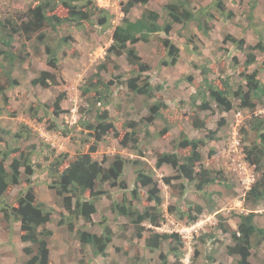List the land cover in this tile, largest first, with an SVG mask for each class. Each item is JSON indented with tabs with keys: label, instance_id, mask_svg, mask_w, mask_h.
Segmentation results:
<instances>
[{
	"label": "rangeland",
	"instance_id": "374dc122",
	"mask_svg": "<svg viewBox=\"0 0 264 264\" xmlns=\"http://www.w3.org/2000/svg\"><path fill=\"white\" fill-rule=\"evenodd\" d=\"M38 1L0 0V17L18 21ZM124 1L97 0V4L111 14L109 23L105 25L99 23L96 15L90 21H83L82 26L68 21L58 26L57 31L48 30L49 38L46 42L57 53V68L49 65L45 43L26 39L25 35H14L13 50L16 54L24 55L26 61L17 64L12 71V77L18 82L16 85L10 86L6 75H0V104L4 107V111L0 113V149L4 151L9 147H18L25 154H31L32 159L37 162L31 180L38 199L54 210L48 227L54 232L49 246L55 264H238V257L227 252V244L232 243L231 234L223 232L218 223L223 220L237 229L239 216L254 212L256 224L264 227V199L251 202L246 198L247 191L259 179L260 171L246 159L245 154V147H249L257 139V132L251 129L250 121L264 118V98L254 99V110L241 106L237 96H232L234 105L231 110L224 111L215 102L211 103L210 109L201 110L197 104H192L191 95L196 92V85L188 81L187 77L192 75L197 82L204 83L199 67L206 64L210 69L208 77L217 86L227 79L237 90L244 82L242 72L256 69L261 82H264V52L246 48L256 45L260 39L264 42V0L254 2L255 9L251 16L253 0H225L227 8L233 10L232 18L222 16L213 0H196V10L207 7L214 17L208 19L207 23V16L202 15L205 27H209L207 33L199 29L197 21L184 27L182 24L174 26L171 37L181 49L177 65L161 64L166 55L161 33L152 36L149 42L137 43L140 55L149 66L147 72L152 84L162 86L156 90L155 97L148 99L144 95H135L126 84L119 81L111 86L112 100L107 107L110 115L119 131L125 128L126 123L134 122L140 136L139 149L123 147L113 133H109L99 142L98 151L93 153L94 158L102 160L103 156H107L106 165L117 154L132 160H142V166L146 170L152 168L159 181L164 213L160 227H154L149 222L144 225L159 232L171 233L199 222L198 232L192 231V235L184 233V237L178 232L180 244L168 239L161 248L155 250L146 245L145 239L150 234L149 231H145L142 238L136 237L137 227L132 217L121 215L111 207L114 201L121 202L125 196L132 200L133 205L142 208L143 202L148 198L146 188L141 189L138 198H131L136 174L130 161L126 163L122 176L127 187H120L119 183L103 184L101 189L108 191L110 195L102 194L99 197L97 211L90 223L67 212L62 199L56 195V190L49 187L54 179L49 172L51 163L64 158L59 168L62 170L77 152L88 151L94 143L84 122H95L96 114L102 108L100 109L99 103L93 104L95 92H84V86L91 76L96 77L99 65L107 58L115 26L123 16L121 4ZM167 1L169 0H151L146 6L139 5L132 9L131 18L136 19L145 7H149L158 10L163 15L162 18L166 19L163 6ZM53 13L60 16L67 12L60 5ZM228 34L244 38L246 49L241 51L231 41L224 42ZM62 36H67L68 40L63 42ZM191 36L192 43L188 41ZM248 52H255L256 61L246 67ZM111 59L108 70L99 71L105 81L120 74L122 80L133 75L135 68L129 65L125 54L112 55ZM115 64L119 67H115ZM43 70L53 73L57 83H49L47 86L32 83ZM202 86L207 85L204 83ZM62 93L65 95L60 103L61 110L56 114L54 102ZM159 98L168 106L162 109L164 117L155 119L151 124L148 122V118L152 116L149 105ZM194 117L205 121V128L196 127ZM23 125L27 126V129L23 128L27 137L23 134V137L16 139L14 134ZM209 132H215V135L212 139H205L201 148L202 164L215 174L219 171L217 175L221 179L209 184L204 190H197L194 183H187L184 193L179 188L183 179H172V183L177 185L174 188L165 184L162 178L173 176L177 171L167 164L157 167L156 153L174 151L182 138H203ZM139 150L143 151L142 155ZM185 152L189 153V149ZM14 156H18V153H14L6 164ZM1 157L0 154V159ZM25 177L23 182L9 186L5 198L10 203L27 186ZM85 197H91L89 191ZM209 199L214 207L211 211H208L211 204ZM193 203L203 204L206 207L204 213L194 222L181 218L179 210H187ZM61 220L64 221L60 223ZM72 224L74 229H70ZM106 226L113 232L107 249L108 255L96 256L91 245L80 242L78 230L86 229L101 234ZM207 233L212 235H206ZM259 238L258 233L253 236L251 264H264V240L257 244ZM175 243L180 247L179 255L169 252V248ZM28 244L20 239L19 224L6 221L0 212V264H24L29 258L24 252V247Z\"/></svg>",
	"mask_w": 264,
	"mask_h": 264
},
{
	"label": "trees",
	"instance_id": "16d2710c",
	"mask_svg": "<svg viewBox=\"0 0 264 264\" xmlns=\"http://www.w3.org/2000/svg\"><path fill=\"white\" fill-rule=\"evenodd\" d=\"M151 0H125L121 4L123 16L120 22L115 26L113 32V42L107 49V58L99 65V71L108 70L109 63L112 62V55L120 56L125 54L126 59L133 68V75L125 80H122V75L113 76L110 80L105 81L101 72L91 76L84 86V92L94 91L92 97L93 104L99 103L100 109L96 114L95 122H84L88 127L90 138H94V143L89 147L88 151L77 152L71 160H68L62 170L60 165L63 164V159L58 162H53L49 166V172L53 176V182L49 185L55 189L56 195L62 199L64 209L75 215L77 218H83L86 222H92L93 215L97 211V200L102 194L110 195L108 191L102 190L103 184L117 185L126 188V183L122 180L124 175V167L128 161L134 165L136 174L134 188H132L131 198H135L141 194V189L146 188L148 198L143 202L142 208L133 205L127 197H123L121 202H113L112 210L121 214L132 217L134 224L137 227L136 237L142 238L145 231L150 234L146 237V245L155 250L162 247L164 241L173 239L177 243H181V238L178 232H159L152 227H146L144 223H150L154 227H160L164 213L162 210L163 198L161 197V186L155 178L154 170L150 168L146 170L142 166V160L124 158L117 154L115 158L106 165L107 156H103L102 160L96 159L93 153L98 151L99 142L103 141L109 133L119 140L123 147H132L139 149L140 136L135 127L134 122L126 123L123 130H118L114 120L112 119L108 106L112 100L111 86L117 81L127 85L130 92L135 95H144L148 99L155 97L156 90L162 88L161 85H153L151 78L147 72L149 66L140 55L137 43L149 42L152 36L162 34V42L166 47V55L161 60V64L165 66H175L180 59V47L171 37V31L177 24H182L183 27L191 22H198L199 29L207 33L208 25L205 27L206 21L211 20L214 15L208 11L207 7H200L196 10L194 2L196 0H169L163 9L166 19L156 9L145 7L142 13L136 18H131V11L137 6H146ZM253 0L251 4V13L255 9ZM213 4L218 8L222 16L232 18L233 10L227 8L225 0H213ZM63 6L66 10V15L54 14L53 12ZM24 15V16H23ZM18 21L13 19H2L0 17V75H6L10 86L16 85L17 80L12 77V71L17 64L26 61V57L22 54H16L13 50L12 42L15 34L25 35L26 39H34L46 44V51L49 54V65L57 68V53L55 49L47 44L49 32L57 31L58 26L64 25L70 21L77 26H82L83 21H90L94 16H98L100 24L109 23L111 14L105 8L97 4V0H39L36 5L30 7L23 13ZM211 18V19H210ZM163 19V23L161 22ZM204 22V23H202ZM61 40L66 42L67 36H62ZM231 41L239 50L249 48L251 50H259L264 52V42L260 39L256 45H245L244 38H237L232 34H228L225 41ZM192 43L193 36L188 39ZM246 47V48H245ZM188 49H191L188 46ZM114 61V60H113ZM256 61L255 52L247 53L246 67L252 65ZM115 67H119L115 64ZM137 68V69H136ZM203 82L207 86H202L204 83L194 79L192 75L187 77L188 81L196 85V92L191 95L192 104H197L201 110L210 109L211 103L228 111L233 108L232 96L240 98L241 106L249 107L254 110L256 103L254 99L263 100L264 98V82L259 78L258 69L252 72H242L244 82L235 90L229 80H222V85L217 86L208 77L210 69L208 65L202 64L199 67ZM51 81V82H49ZM34 84L47 86L49 83L56 84L57 80L53 73L43 70L40 75L32 80ZM65 93L59 95L54 102V112L59 114L61 110L60 103L64 99ZM5 101L7 99L5 97ZM197 101H200L198 103ZM168 105L162 99H156L149 105V110L152 114L148 118L149 123H153L155 119L164 117L162 109ZM4 111V107L0 104V113ZM193 123L198 128H205V121L200 118H195ZM251 129L257 132V139L249 147H245L246 159L255 165L260 171V177L246 193L248 201L257 202L264 199V118H256L250 121ZM27 129L26 125L17 130L14 134L16 139L27 137V133L23 130ZM29 128V127H28ZM131 129L128 131L127 129ZM8 132V130H6ZM123 131V132H122ZM203 138L184 137L179 140L174 151H158L156 153V166L161 167L165 164L170 165L177 171L173 176H164L162 179L167 185L177 187L172 183V179H183L180 182V192L184 193L187 188V183H194L197 190H204L209 184L220 180L221 177L215 174L212 170L204 167L202 164V146L205 144V139L213 138L215 132H209ZM1 138V137H0ZM32 147H35L34 145ZM189 149V153L185 150ZM14 156L9 164H6L10 157ZM140 155L143 154L139 150ZM0 159V212L8 222L19 224L20 239L23 242L29 243L24 247V252L29 255V258L24 264H55L51 257L50 241L54 232L48 227V223L52 219L53 208L46 202L39 200L35 187L32 184L31 176L35 173V162L31 154H25L18 147H9L2 151ZM27 184L25 188L20 190L13 202H9L5 198V194L12 184L23 182V177ZM89 191L91 197L86 198L85 194ZM209 205L210 210H213L212 200ZM172 210V207H169ZM182 208V207H180ZM205 206L199 203L191 204L187 210H179V216L186 218L187 221H197L205 211ZM134 217V218H133ZM237 229H233L228 224L220 220L219 228L223 232L231 234L232 243L227 244V252L230 255L238 257V264H251V255L253 248V236L258 233L260 238L257 244L264 240V227H260L255 222L254 212L242 214L239 216ZM65 219V218H64ZM71 220V218H69ZM64 220H61L62 223ZM70 229H74L73 224ZM79 238L83 245H91L96 256H107L109 243L113 238L111 228L106 226L103 233L98 234L86 229H80ZM206 235H212L207 233ZM180 247L175 243L169 248V252L179 255Z\"/></svg>",
	"mask_w": 264,
	"mask_h": 264
},
{
	"label": "built area",
	"instance_id": "2783aa9c",
	"mask_svg": "<svg viewBox=\"0 0 264 264\" xmlns=\"http://www.w3.org/2000/svg\"><path fill=\"white\" fill-rule=\"evenodd\" d=\"M199 224V222H196V223H194V224H192V225H190V226H186V227H184V228H182V229H180V230H178V232L180 233V235L182 236V237H184L186 234H184V233H187V235H188V232H189V235H192L193 234V232L192 231H195V232H198V225Z\"/></svg>",
	"mask_w": 264,
	"mask_h": 264
},
{
	"label": "clouds",
	"instance_id": "9594fccd",
	"mask_svg": "<svg viewBox=\"0 0 264 264\" xmlns=\"http://www.w3.org/2000/svg\"><path fill=\"white\" fill-rule=\"evenodd\" d=\"M172 233V232H171Z\"/></svg>",
	"mask_w": 264,
	"mask_h": 264
}]
</instances>
